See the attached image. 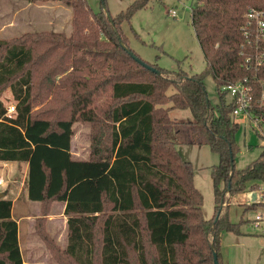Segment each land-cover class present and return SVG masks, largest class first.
<instances>
[{
  "label": "trees",
  "instance_id": "obj_1",
  "mask_svg": "<svg viewBox=\"0 0 264 264\" xmlns=\"http://www.w3.org/2000/svg\"><path fill=\"white\" fill-rule=\"evenodd\" d=\"M56 1L72 10L70 35L0 39V160L28 164L27 197L40 205L35 233L57 264H214V251L223 264L220 231L238 233L242 222L228 220L227 203L264 181V147L246 167L235 168L239 124L220 88L251 78L245 58L254 28L246 14L250 8L264 12V0L192 4L191 25L205 60L195 74L147 63L129 47L122 23L149 0H134L110 18L104 0L98 12L86 0ZM208 75L218 93L215 105L204 85ZM4 86L15 101L9 116L1 100ZM101 93L108 98L105 107L96 104ZM47 97L50 109L33 110ZM174 109H188L191 119L170 116ZM258 111L264 114V107ZM78 120L91 124L87 159L71 152ZM177 145H207L218 155L210 168L209 219L193 166ZM56 201L65 202L64 248L46 229ZM11 210V199L0 197V264H24Z\"/></svg>",
  "mask_w": 264,
  "mask_h": 264
},
{
  "label": "rangeland",
  "instance_id": "obj_2",
  "mask_svg": "<svg viewBox=\"0 0 264 264\" xmlns=\"http://www.w3.org/2000/svg\"><path fill=\"white\" fill-rule=\"evenodd\" d=\"M86 1L93 12L101 10V0ZM133 1L104 0L106 12L113 17L125 10ZM195 1L149 0L145 8L133 13L129 22L122 23L129 47L145 62L157 64L163 69L179 70L181 68L189 74L201 72L205 67V60L195 38L190 18L191 6ZM172 9L177 12L175 17L169 14ZM72 17L71 8L56 0L35 2L1 0L0 39L10 40L32 32H55L70 35L73 29ZM58 78L59 76L56 77ZM204 85L210 103L215 105L218 101V93L211 76L205 77ZM225 98L227 100V96ZM1 100L5 106H15L10 86L3 87ZM50 102L51 97H47V100L34 104L33 110L50 109L52 105ZM107 103L106 93L99 94L96 104L105 107ZM55 107H57L56 103L51 107L53 111ZM170 116L191 119V112L188 109H174L171 110ZM100 118L102 119L101 113ZM236 121L239 126L235 134V142L240 152L235 157V168L242 169L257 158L264 145V139L253 131L248 122L240 118H236ZM72 128V154L75 158L87 159L90 155L91 124L78 120L73 123ZM177 149L181 157L191 162L193 166L194 185L202 195L204 216L209 219L214 213L210 168L218 162V155L212 152L207 145H177ZM4 180L6 184L0 186V191L5 189L8 192L12 189L13 183L10 182L8 175L4 176ZM15 183L18 184V182ZM7 197L11 198L10 195ZM246 202V191H243L234 194L227 203L229 204L228 220L232 223H238L240 220L242 222L238 233L220 231V251L223 264H264V233L256 231L257 229L248 222V219H251L259 209L247 207ZM21 203L20 200L15 202V216L19 214L17 208L22 205ZM20 232L22 237L23 222ZM67 232L68 230L66 235ZM33 235L40 241L35 234ZM53 239L58 244L56 239ZM51 260L57 264L54 259Z\"/></svg>",
  "mask_w": 264,
  "mask_h": 264
},
{
  "label": "built area",
  "instance_id": "obj_3",
  "mask_svg": "<svg viewBox=\"0 0 264 264\" xmlns=\"http://www.w3.org/2000/svg\"><path fill=\"white\" fill-rule=\"evenodd\" d=\"M169 14L175 17L177 12L172 9ZM246 17L247 22L253 24L254 28L253 45H248L251 53L245 58L247 67L252 69V76L223 85L220 90L233 105L231 111L233 120L237 122L236 118H240L248 122L253 131L264 139V114L258 111L264 107V12L250 8ZM244 33L247 35V31ZM5 108L8 116L15 112L14 105H7ZM2 182L0 177V184ZM246 197L247 207L259 209L251 219H248V222L257 229L256 231L264 233V181H257L254 188L246 191Z\"/></svg>",
  "mask_w": 264,
  "mask_h": 264
},
{
  "label": "crops",
  "instance_id": "obj_4",
  "mask_svg": "<svg viewBox=\"0 0 264 264\" xmlns=\"http://www.w3.org/2000/svg\"><path fill=\"white\" fill-rule=\"evenodd\" d=\"M71 140V152H72ZM79 159V158H78ZM81 159V158H80ZM28 172L27 162L2 161L0 160V177L3 182L0 186L5 185L4 176L8 175L10 182L13 183L12 189L6 191L2 189L0 192L5 193V197L10 195L12 201L11 216L18 225V241L24 264H55L51 260L48 250L42 243L35 239L37 236L34 229L35 220L40 216V205L37 201H31L27 197L26 178ZM4 173V174H3ZM3 174V175H2ZM15 182H18L16 184ZM20 200L22 205L17 208V216L14 214L15 202ZM65 202L57 201L53 203L50 213L47 216L46 229L58 244L64 248L67 244V216L64 214ZM23 222V233L21 237V224ZM38 237V236H37ZM23 238V244H22ZM39 238V237H38Z\"/></svg>",
  "mask_w": 264,
  "mask_h": 264
},
{
  "label": "water",
  "instance_id": "obj_5",
  "mask_svg": "<svg viewBox=\"0 0 264 264\" xmlns=\"http://www.w3.org/2000/svg\"><path fill=\"white\" fill-rule=\"evenodd\" d=\"M196 5V3H195ZM107 16L110 18V15L107 13ZM125 49L128 51V53L133 57V59H135L137 62H139L140 64H142L143 66H145L148 69H151L152 71H155L156 73H159L158 70L154 69L153 67H151L150 65L146 64L144 61H142L139 57H137L131 50H129L128 48L125 47ZM5 196L4 192H0V197ZM214 258H213V263L214 264H218L217 258H216V252H213Z\"/></svg>",
  "mask_w": 264,
  "mask_h": 264
}]
</instances>
